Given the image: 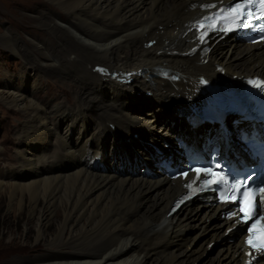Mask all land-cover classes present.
<instances>
[{
  "label": "bare ground",
  "instance_id": "bare-ground-1",
  "mask_svg": "<svg viewBox=\"0 0 264 264\" xmlns=\"http://www.w3.org/2000/svg\"><path fill=\"white\" fill-rule=\"evenodd\" d=\"M212 1L218 0H49L68 13L65 26L76 35L63 36L59 49L39 41L23 48L25 64L45 72L74 69L77 104L47 109L37 93L41 79L33 87L8 80L0 97L26 118L17 155L0 175V195H8L10 210L29 206L27 228L36 222L37 242L61 213L47 252L15 264H200L215 243L224 247L207 264H242V237H234L239 227L219 217L221 206L191 202L168 217L181 182L157 170L147 176L119 168L127 146L135 148L136 165L146 166L150 146L160 139L176 158V137L190 147L194 138L215 143L220 123L233 118L215 109L209 87L264 78V45H242L232 36L210 42L206 63L195 53L187 26L202 13L195 3ZM61 31L53 35L61 39ZM1 38L15 53L22 49L9 34ZM60 120L65 133L53 127Z\"/></svg>",
  "mask_w": 264,
  "mask_h": 264
},
{
  "label": "rangeland",
  "instance_id": "rangeland-1",
  "mask_svg": "<svg viewBox=\"0 0 264 264\" xmlns=\"http://www.w3.org/2000/svg\"><path fill=\"white\" fill-rule=\"evenodd\" d=\"M68 21V13L63 11L60 7L50 4L49 0H0V97L5 95L4 93L9 89L7 86L9 83L8 80H14L19 86L24 85V82H26L25 85L33 87V84L41 79L39 81L40 86L37 93L41 94L42 98H40V102L44 103L47 109H51L55 104L59 103H64L68 107H73L77 104L76 102L74 103L76 100L74 94L76 82L74 78L69 75L71 72H74V69H70V71H36L31 65L25 64V59L29 55L23 50V48L26 49V47L31 50L34 43L39 42H42L41 44L48 49L61 48L60 43L61 40H64L63 36L75 34L71 29L65 26ZM81 24L84 27L86 26L84 22H81ZM58 28L60 31L62 30L61 39L59 35H53ZM6 34L18 40L17 47L20 46L22 48L20 52L24 57L20 56L22 54L19 51L18 54L15 53L14 50H11V47L7 48L6 44L3 42V38H1ZM66 42L69 46L74 45L72 40L70 42L66 40ZM62 65L64 66L65 63L62 62ZM236 76L240 77L242 75ZM57 87L61 88L58 89ZM46 99L48 100L45 102ZM14 108L15 107H11L8 103H4L0 99V175H7L6 169L8 168L6 166L9 160H13L17 155L16 148L18 142H20L18 137L26 122L23 113H21L18 108ZM96 110V108L90 109L91 112L93 111L92 114H94ZM90 111H88L86 115L89 114ZM148 111V109L145 110V112ZM148 114L151 113H146L144 115ZM97 118H99V116H96V119ZM62 125L63 120H60L58 124L53 127L60 130L61 133H65L66 129L64 127L62 128ZM105 127L106 126H103L101 130L98 129L97 132H102ZM133 139H138V136L136 137L135 135ZM162 141L163 139H160L158 144ZM110 144L111 142H109L106 147ZM13 211L15 210H10L8 195H6V193L0 195V264H15L45 254L48 249L47 245L57 232V224L59 220H61L60 213L56 221L49 227L45 239L37 242L36 222L33 220V224L27 228L29 206H27L22 213ZM210 222L211 221H208V223ZM198 231L199 230H197L196 233H198ZM201 237H199L198 243H200ZM235 237L237 238V236ZM232 239H234V241L236 240L234 237ZM223 247L224 243L211 244L200 264H207L209 261L215 260Z\"/></svg>",
  "mask_w": 264,
  "mask_h": 264
},
{
  "label": "snow or ice",
  "instance_id": "snow-or-ice-1",
  "mask_svg": "<svg viewBox=\"0 0 264 264\" xmlns=\"http://www.w3.org/2000/svg\"><path fill=\"white\" fill-rule=\"evenodd\" d=\"M261 2L264 3V0H261ZM248 18L249 19L251 18V14H249ZM201 27H203V25H201ZM204 35H207V33L202 34V36H201V41L202 42H203V36ZM243 195L247 196L248 194L247 193H243ZM257 209H258V211H264V207H261L259 204H257ZM249 244H251L252 247H264V244L258 246V245L253 244L251 240H249Z\"/></svg>",
  "mask_w": 264,
  "mask_h": 264
}]
</instances>
